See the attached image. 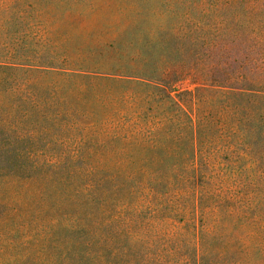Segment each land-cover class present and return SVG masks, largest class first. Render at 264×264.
<instances>
[{"label": "trees", "instance_id": "16d2710c", "mask_svg": "<svg viewBox=\"0 0 264 264\" xmlns=\"http://www.w3.org/2000/svg\"><path fill=\"white\" fill-rule=\"evenodd\" d=\"M63 1L86 14L114 0ZM42 2L0 0V264L248 262L199 237L194 215L214 199L197 181L217 161V132L236 145L264 137V0L252 20L225 14L218 39L186 27L191 11L150 30L137 12L87 54L63 34L70 13L50 20ZM230 37L239 58L219 45ZM184 79L193 88L176 90ZM211 94L230 105L221 129L194 113Z\"/></svg>", "mask_w": 264, "mask_h": 264}, {"label": "rangeland", "instance_id": "374dc122", "mask_svg": "<svg viewBox=\"0 0 264 264\" xmlns=\"http://www.w3.org/2000/svg\"><path fill=\"white\" fill-rule=\"evenodd\" d=\"M62 1L59 0V5H54L50 4V0H43L39 9L36 10L43 11L50 20L56 16L62 18L61 12L70 13L65 18L69 25L63 34L69 36L70 44L74 49L78 46L84 47L85 54L95 50L99 45L112 46L113 38L122 29L121 24L134 18L132 16L136 17L137 12L141 15L145 14V20L140 26L150 30L158 25L162 28L170 24L175 25L176 19L170 14L172 12L179 13L178 18L186 13L185 18L191 11L198 19L185 20L186 27L195 24L203 26L211 38L218 39L221 30L224 32L222 22L225 14L246 12L252 20L253 15L250 14L254 8V0H237V2L233 0V4H229L230 0H202V3L201 0H136L134 3L131 0H114L97 12L83 14V10L65 5ZM117 6L122 8L125 6V15L117 12ZM257 11L261 13L256 18H264V8ZM55 20L59 23L58 19ZM59 33L57 31V34ZM150 38L146 36L148 41ZM126 40L129 38L124 36L123 42ZM222 40L219 45L227 47L226 51L232 58H239L242 55V51H236L233 48L235 42L232 37L222 38ZM259 53L264 58L262 55L264 45ZM231 65H233L232 61ZM192 88L193 83L189 79H184L175 85L178 91ZM210 96L215 102L209 108L211 111H208V106L205 104L203 106L206 108L203 106L202 109L197 108L194 113L203 118L210 117L211 119L208 118L210 122L221 129L224 127L225 110L230 105L222 102L225 101L223 95L211 94ZM231 98L234 102L236 99L244 100L238 96H231ZM259 113L257 112V115ZM228 140L227 133L224 135V131L219 130L215 141L208 145V155L217 161L212 159V162L216 163L209 167V178L199 177L197 182L205 181L204 184L199 185H204L214 199L208 202L206 207L198 205L194 218L199 237L202 234L214 236L215 240L211 241L216 250L230 253H243L245 250L251 253L253 257L251 256L248 262L246 260L243 262L250 264L253 258L264 260V257H258L260 252L264 253V137L258 136L256 140L251 141L250 145L243 142H238L237 145L236 142L231 144ZM243 242L246 244L243 245ZM196 248L203 250L201 245H197ZM186 249L190 247L183 248V250Z\"/></svg>", "mask_w": 264, "mask_h": 264}]
</instances>
